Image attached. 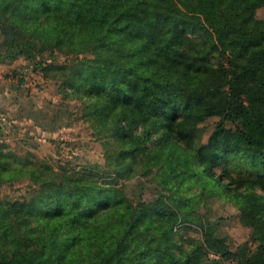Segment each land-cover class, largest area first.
<instances>
[{"label":"trees","instance_id":"obj_1","mask_svg":"<svg viewBox=\"0 0 264 264\" xmlns=\"http://www.w3.org/2000/svg\"><path fill=\"white\" fill-rule=\"evenodd\" d=\"M260 1L0 0V63L33 61L64 97L85 96L96 119L117 116L114 131L132 143L125 154L148 153L151 139L124 122L159 124L157 154L141 162L157 165L166 193L134 206L93 171L56 170L0 144V190L27 175L39 186L30 197L0 198V264H194L203 247L177 258L172 229L182 218L192 222L211 195L246 204L263 239L257 254L212 239L220 254L212 264H264V196L253 191L264 190ZM197 118L214 124L205 142L193 144L185 127ZM230 166L242 171L233 176ZM193 178L199 195L174 193Z\"/></svg>","mask_w":264,"mask_h":264},{"label":"rangeland","instance_id":"obj_2","mask_svg":"<svg viewBox=\"0 0 264 264\" xmlns=\"http://www.w3.org/2000/svg\"><path fill=\"white\" fill-rule=\"evenodd\" d=\"M255 14L258 19L264 20V0L257 3ZM202 36L196 34L192 37L200 42ZM29 81L33 82V94L37 95H32V87L29 85L22 89L24 91L19 95L21 105L15 107L16 111L11 110L15 113L14 117L18 118L19 113L22 114L24 110L26 114L29 111L33 119L38 120L46 112V117L56 118L53 123L54 130L47 135L39 134L5 117L6 120L0 121L1 145L9 146L19 156L31 154L37 159L45 160L56 170L65 167L68 173L83 169L93 171L99 182L104 186L119 188L134 206L139 201H153L160 193L166 194L161 187L162 177L156 172L157 165L152 163L147 166L141 162V157L147 159L157 154L158 149L154 144L159 139V124H156L153 130L139 117L131 126L124 122L133 135L141 136L144 140V132L147 131L150 132L151 139L147 143L148 153L135 152L128 155L124 151L128 150L132 143L123 139L122 134H116L113 129L116 127L117 116H105L98 120L97 114H91L85 108L86 97L81 93L67 98L61 93L59 96L52 84L46 85L35 77H30ZM55 85L59 90L58 81ZM37 96L42 97L40 99ZM44 109L47 111H43ZM213 124L214 119L197 118L185 127V132L195 137L193 144L205 142ZM44 170L49 174L47 169ZM213 171L219 175L222 167L214 166ZM239 171H242V166H230L228 172L235 176ZM33 178V175H27L11 182L9 186L6 185L0 190V198L17 199L34 195V189L39 186ZM203 180H206L205 177ZM222 181L228 182L227 179ZM200 187L199 180L188 179L187 183L174 193L183 197L199 195ZM253 191L264 196V190L260 187L254 188ZM187 210L188 208H184L182 212ZM192 214V222L183 221L186 219L182 218L183 220L176 223L172 229L169 247L177 258H183L195 247L202 246L203 252L194 264H212L213 261H218L220 254L217 247L212 246V239L223 240L224 245L234 253H240L241 249L247 251L244 248L246 245L251 253L257 254L263 244L251 209L241 200L231 201L225 195H211L202 198ZM208 230L212 233L210 240L206 238ZM238 262V259L230 258L222 260L220 264H239Z\"/></svg>","mask_w":264,"mask_h":264},{"label":"crops","instance_id":"obj_3","mask_svg":"<svg viewBox=\"0 0 264 264\" xmlns=\"http://www.w3.org/2000/svg\"><path fill=\"white\" fill-rule=\"evenodd\" d=\"M30 77H35L46 85H54L56 87V93L60 96L55 83L53 81L43 79L33 61L20 57L11 63H0V121L6 120V117L12 119L11 121L15 123H20L23 127L32 130V132L36 131L39 134L47 135L52 133L54 130L53 123L56 121L54 116L48 118L46 117V112H44V115H41L39 119L36 120L35 118L33 119V115L29 114V111H27L26 114V111L23 110L22 114L19 113L18 118L14 117L15 113L12 112L17 109L15 107H19L21 105L19 95L22 91H24L22 89H26L29 85L32 87V95H37V93L33 94L34 84L29 81ZM19 81L21 83L18 85L17 83ZM40 97L42 96H37V98ZM44 104L46 106L47 102ZM6 110L10 112L7 113ZM43 111L47 110L44 109ZM10 115L12 116L11 118L9 117Z\"/></svg>","mask_w":264,"mask_h":264}]
</instances>
